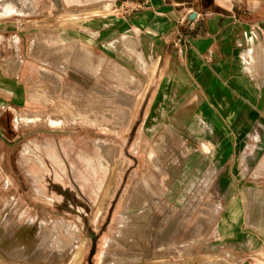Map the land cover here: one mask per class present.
<instances>
[{"label": "rangeland", "instance_id": "rangeland-1", "mask_svg": "<svg viewBox=\"0 0 264 264\" xmlns=\"http://www.w3.org/2000/svg\"><path fill=\"white\" fill-rule=\"evenodd\" d=\"M124 1L31 0L12 11L23 16L5 36L29 31L34 62L23 100L0 102V264H264V231H249L257 223L222 232V180L242 174L264 191V150L256 165L218 164L229 156L202 139L209 126L193 104L164 100L170 87L141 33L99 36L92 49L89 19L118 21ZM21 65L0 68L15 76ZM250 232L262 241L245 243Z\"/></svg>", "mask_w": 264, "mask_h": 264}, {"label": "crops", "instance_id": "crops-1", "mask_svg": "<svg viewBox=\"0 0 264 264\" xmlns=\"http://www.w3.org/2000/svg\"><path fill=\"white\" fill-rule=\"evenodd\" d=\"M5 1L17 3L0 0V4L4 6ZM252 1L249 6L239 0H127L123 3L131 8L118 21L114 15H96L89 19L95 33H84L91 38L92 49L100 46L99 36L105 38L120 31L139 32L152 40L158 77L170 87L164 100L184 101L188 112L193 104L196 116L209 126V130H203L206 136L202 139L212 142L213 150L229 156L218 164L256 165L258 160L253 155L264 150V0ZM27 2L16 6L28 7ZM17 15L23 16L0 13V63L3 59L22 62L15 76L6 73L16 66L15 61L5 68L6 72L0 68L2 103L19 104L23 100L24 80L34 62L29 31L17 29L15 35L5 36L10 27L17 28L10 23ZM77 34L82 43L83 31ZM10 40L15 41L13 50L7 47ZM239 175L222 180L231 183L224 189L231 198L225 211L232 204L240 207L233 217L224 212L222 232L239 231L253 222L257 226L249 231H264V191ZM249 206L252 218L248 216ZM244 234L240 236L245 243L249 234L252 244L263 239L253 232Z\"/></svg>", "mask_w": 264, "mask_h": 264}, {"label": "bare ground", "instance_id": "bare-ground-1", "mask_svg": "<svg viewBox=\"0 0 264 264\" xmlns=\"http://www.w3.org/2000/svg\"><path fill=\"white\" fill-rule=\"evenodd\" d=\"M27 0H17V3H26ZM29 2V8L32 7V4H31V0H28ZM6 3L8 4V7H6ZM16 4H14V2H11V1H8V2H4V6L0 4V8L2 9V11H4V13H8V12H11L12 9L13 11H16V10H20L19 6ZM34 5V4H33ZM7 9V10H6ZM32 9V8H31ZM74 14V13H73ZM70 15V14H69ZM56 120V119H55ZM107 187V186H106ZM108 189V188H107ZM106 192V190H104ZM105 192H104V195H105ZM109 192V191H108ZM111 193V192H110ZM108 196V194H107ZM106 197V196H105ZM102 203V202H101ZM239 204V203H238ZM238 208H240L238 205L236 204H232L231 208H230V216H236L237 213H238Z\"/></svg>", "mask_w": 264, "mask_h": 264}, {"label": "water", "instance_id": "water-1", "mask_svg": "<svg viewBox=\"0 0 264 264\" xmlns=\"http://www.w3.org/2000/svg\"><path fill=\"white\" fill-rule=\"evenodd\" d=\"M196 15V12H194L193 14L190 15V18L193 19Z\"/></svg>", "mask_w": 264, "mask_h": 264}]
</instances>
